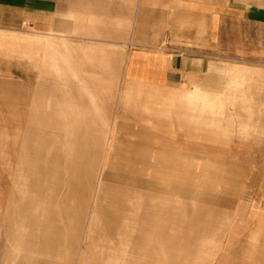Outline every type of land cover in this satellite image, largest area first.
<instances>
[{"label": "rangeland", "instance_id": "obj_1", "mask_svg": "<svg viewBox=\"0 0 264 264\" xmlns=\"http://www.w3.org/2000/svg\"><path fill=\"white\" fill-rule=\"evenodd\" d=\"M49 1L0 27V264H264V0ZM166 39L208 68L128 76Z\"/></svg>", "mask_w": 264, "mask_h": 264}, {"label": "crops", "instance_id": "obj_2", "mask_svg": "<svg viewBox=\"0 0 264 264\" xmlns=\"http://www.w3.org/2000/svg\"><path fill=\"white\" fill-rule=\"evenodd\" d=\"M51 5L50 1L40 4L36 0H0V27L18 26L20 22H24L29 17L33 22L41 16L49 18L52 13ZM76 5L79 3L76 2ZM80 5H84L83 2ZM62 12L63 10H59L60 15ZM189 17L192 19L193 28L191 29L196 41H193L192 46L186 44V47L192 48L191 51L187 49V52H205L214 44L213 41L221 42L225 33L224 25L228 19L226 14L192 12L189 13ZM200 37L202 40L199 43ZM166 43L167 39L165 43L154 42V45L147 42L141 43L140 52L131 54L128 58V76L145 84L164 88L178 85L186 75L198 74L208 68L209 61L201 57L183 58L167 54L170 50L168 46H165ZM158 45L160 48L157 49ZM181 45L178 43L170 48H180ZM199 48L202 50H198ZM148 49L156 51L151 52Z\"/></svg>", "mask_w": 264, "mask_h": 264}]
</instances>
